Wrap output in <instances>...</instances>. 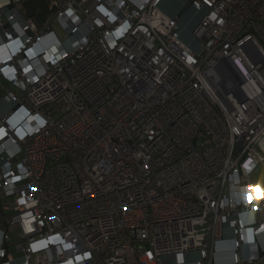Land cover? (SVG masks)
<instances>
[{"label": "built area", "instance_id": "obj_1", "mask_svg": "<svg viewBox=\"0 0 264 264\" xmlns=\"http://www.w3.org/2000/svg\"><path fill=\"white\" fill-rule=\"evenodd\" d=\"M26 1L0 5V264L264 257V0H190L194 47L164 0Z\"/></svg>", "mask_w": 264, "mask_h": 264}, {"label": "rangeland", "instance_id": "obj_2", "mask_svg": "<svg viewBox=\"0 0 264 264\" xmlns=\"http://www.w3.org/2000/svg\"><path fill=\"white\" fill-rule=\"evenodd\" d=\"M189 1L190 0H165L163 2V4L160 6V10L162 12V10L164 9V7H168L170 9H172V11H174L173 14H174L175 18H177V16L180 13V11L183 10V8L189 3ZM7 2H8V0H0V5L6 4ZM175 4L180 5V8L175 9L174 8ZM191 12H193L192 13V16L193 17L197 15L198 18H200V16L198 15V13L194 12L192 8L187 9L186 12H185V14L180 19H178L179 20V23L180 22L182 23V29H183V22H184L183 20H184V18L186 16H188V14H190ZM162 13L165 14V15H167L165 12H162ZM191 37H192V35H191ZM192 39H193V37H192ZM190 47H194V46H190ZM193 50L197 51L198 49L196 47ZM263 146H264V138H263L262 143L260 144V147H263ZM262 155L264 156V153ZM249 181L251 183H255V184H259V185H264V164L262 166H260L258 168V170L249 178ZM256 217H257V219L264 218V212H258L256 214ZM10 240H11L10 241V243H11L10 255L13 258H19L22 255V253L18 251L16 245L21 241L20 232L18 230H11L10 231ZM255 264H264V257L262 259H260L259 261H257Z\"/></svg>", "mask_w": 264, "mask_h": 264}, {"label": "crops", "instance_id": "obj_3", "mask_svg": "<svg viewBox=\"0 0 264 264\" xmlns=\"http://www.w3.org/2000/svg\"><path fill=\"white\" fill-rule=\"evenodd\" d=\"M165 1V0H164ZM163 4V3H162ZM187 7V5L183 8V10H185V8ZM175 9L180 8V5L175 4L174 6ZM164 10V11H163ZM162 10V12H165L169 17H173L175 18L172 9L168 8V7H164V9ZM181 10V9H180ZM179 10V11H180ZM181 10V11H183ZM180 11V12H181ZM194 12H196L195 10H193ZM168 12V13H167ZM191 12L190 14H188V16H186L184 18V22H183V29H182V23L180 22V31H181V37L183 42L188 45V46H195L196 43L194 42V40L191 37V31L192 29L197 25V23L200 21L203 13L202 12H196L198 13V15L200 16V18H198V16H192ZM193 17V18H192ZM229 247V246H228Z\"/></svg>", "mask_w": 264, "mask_h": 264}, {"label": "water", "instance_id": "obj_4", "mask_svg": "<svg viewBox=\"0 0 264 264\" xmlns=\"http://www.w3.org/2000/svg\"><path fill=\"white\" fill-rule=\"evenodd\" d=\"M24 8L26 10V17L28 18H33L35 17L37 22L39 24H44L45 21L47 20L48 15L52 12L49 7L48 3L46 0H31V1H26L24 3ZM40 10V13H36L37 10ZM187 10V8H186ZM186 10L181 11L177 18H181ZM261 256H264V252L262 253ZM263 257H261L262 259Z\"/></svg>", "mask_w": 264, "mask_h": 264}]
</instances>
